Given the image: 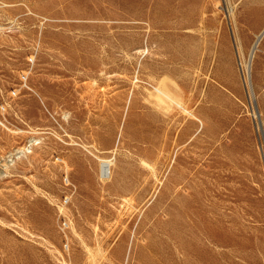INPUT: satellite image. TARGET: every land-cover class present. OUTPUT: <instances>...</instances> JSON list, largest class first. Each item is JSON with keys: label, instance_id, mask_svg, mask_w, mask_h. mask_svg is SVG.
Returning a JSON list of instances; mask_svg holds the SVG:
<instances>
[{"label": "rangeland", "instance_id": "1", "mask_svg": "<svg viewBox=\"0 0 264 264\" xmlns=\"http://www.w3.org/2000/svg\"><path fill=\"white\" fill-rule=\"evenodd\" d=\"M263 32L264 0H0V264H264Z\"/></svg>", "mask_w": 264, "mask_h": 264}, {"label": "bare ground", "instance_id": "2", "mask_svg": "<svg viewBox=\"0 0 264 264\" xmlns=\"http://www.w3.org/2000/svg\"><path fill=\"white\" fill-rule=\"evenodd\" d=\"M263 36H264V32H263ZM256 46V45H255ZM257 47V46H256ZM254 52V51H253ZM253 58V54H252V57H251V59ZM251 61V60H250ZM242 66V65H241ZM158 87H160V86H158ZM157 87V89H156V93H157V95H156V99H157V101H158V103L160 104V105H164V106H167V107H172V105L174 106V105H177V106H179V107H181L182 108V105L180 104V102L175 98V96H174V94L172 93V92H170L168 89H166V88H163V87H161V88H158ZM152 97H154V96H152ZM155 98V97H154ZM153 103V102H152ZM154 106H157V105H155V104H153ZM158 107V106H157ZM161 108V106L158 108V109H160ZM164 109V108H163ZM168 109H170V108H168ZM184 110V109H183ZM161 111H163L164 112V110H162L161 109ZM165 111H167V109L165 110ZM187 112V111H186ZM189 116V115H188ZM120 138H121V135H120ZM32 141V140H31ZM35 142V141H34ZM28 151V150H27ZM92 155V154H91ZM111 164H112V162H110V161H103L102 163H101V175H102V177L104 178V179H108L110 176H111ZM126 259H128V257L126 258ZM129 260V259H128Z\"/></svg>", "mask_w": 264, "mask_h": 264}]
</instances>
